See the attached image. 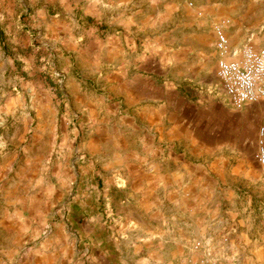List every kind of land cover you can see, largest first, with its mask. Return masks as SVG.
Segmentation results:
<instances>
[{"label":"rangeland","instance_id":"374dc122","mask_svg":"<svg viewBox=\"0 0 264 264\" xmlns=\"http://www.w3.org/2000/svg\"><path fill=\"white\" fill-rule=\"evenodd\" d=\"M263 62L264 0H0V264H264V100L230 75ZM142 137L206 184L152 192Z\"/></svg>","mask_w":264,"mask_h":264},{"label":"crops","instance_id":"0c3cea01","mask_svg":"<svg viewBox=\"0 0 264 264\" xmlns=\"http://www.w3.org/2000/svg\"><path fill=\"white\" fill-rule=\"evenodd\" d=\"M225 31H226V25H225ZM215 35H216V33H215ZM216 40H217V37H216ZM230 44H231L232 50L236 51V52H239L243 47L246 46V45H244L240 49H235L232 46L231 41H230ZM247 45H250V44H247ZM251 46H253V45H251ZM216 49H217V47H216ZM217 52H218V49H217ZM233 57H235V56H233ZM219 58H220V54L218 52V60H219ZM262 65H264V62L262 63ZM114 68H115L114 69V79L117 81H122V85L123 84L130 85L129 82H127V80H129V76L127 74V71L125 70V67L123 65H119L118 61H117V65L114 66ZM217 68H218V61H217ZM261 70H263V69H261ZM217 76H218V74H217ZM262 83L264 84V79H263ZM261 100H264V97ZM228 103H229V101H228ZM252 104H255V103H247L246 105H242V106L239 105L238 107H233L231 104L230 105L237 110H243ZM262 126L264 127V125H261L259 127V129ZM258 134H259V137L257 139V144H258L257 148L262 145V138H261L262 129H260V132L258 130ZM186 139L187 138H185V140ZM192 139H195V136H193ZM97 141H99L98 137H96L94 139L92 138V143L95 146H98ZM197 141L198 140H194V142H197ZM154 143H156V140H153L151 143L148 139H146L145 137H142L140 139V144H139V146L141 147L139 149H141V150L139 152H137L136 154H134V158L136 160L134 166L137 169V171L136 172L134 171V173L135 174L139 173V175H142L140 177L142 179L147 174L146 180H147V183L149 185V189L152 192H155L159 189L162 190V189H164V187L166 188L168 184L173 182V180H174V183L177 184L174 187V190H177V191L182 189V190H186L188 192L189 191L193 192L194 188L196 189L197 184L200 185L199 186L200 188L206 184L207 180L206 179L200 180V177L207 175V173H206L207 167L206 166L205 167L199 166V167H201V170H200L198 168V164L193 162L191 157H187L185 152L184 153H178L176 151H173V148H175L177 145L179 146V144H181L180 138H175V137L170 138V143H168V144H166V140L164 141L163 144H161L160 140H159V143H158L159 146H156ZM149 153H150V156H149ZM262 157L264 158L263 154H262ZM256 160H257V158H256ZM257 162L260 166H262V163L259 160H257ZM263 163H264V161H263ZM171 165H173L174 168H173V171L170 172L169 166H171ZM171 176H172L173 180H171ZM177 188H180V189L178 190ZM188 199H189V195H188Z\"/></svg>","mask_w":264,"mask_h":264},{"label":"bare ground","instance_id":"6f19581e","mask_svg":"<svg viewBox=\"0 0 264 264\" xmlns=\"http://www.w3.org/2000/svg\"><path fill=\"white\" fill-rule=\"evenodd\" d=\"M230 75L234 81L243 87L245 100L248 103H256L264 97V71L257 68H233ZM264 155V154H263Z\"/></svg>","mask_w":264,"mask_h":264}]
</instances>
